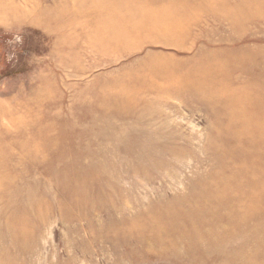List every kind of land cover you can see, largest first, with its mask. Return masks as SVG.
Listing matches in <instances>:
<instances>
[{"label":"rangeland","instance_id":"obj_1","mask_svg":"<svg viewBox=\"0 0 264 264\" xmlns=\"http://www.w3.org/2000/svg\"><path fill=\"white\" fill-rule=\"evenodd\" d=\"M0 264H264V0H0Z\"/></svg>","mask_w":264,"mask_h":264}]
</instances>
